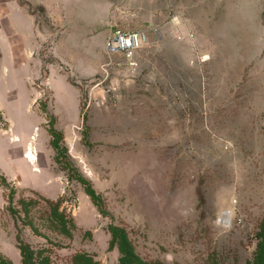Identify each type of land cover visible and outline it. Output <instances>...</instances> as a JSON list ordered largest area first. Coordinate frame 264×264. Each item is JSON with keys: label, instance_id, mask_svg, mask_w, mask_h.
<instances>
[{"label": "rangeland", "instance_id": "obj_1", "mask_svg": "<svg viewBox=\"0 0 264 264\" xmlns=\"http://www.w3.org/2000/svg\"><path fill=\"white\" fill-rule=\"evenodd\" d=\"M117 28L149 42L109 54ZM263 219L264 0H0L6 264H119L112 225L147 263L248 264Z\"/></svg>", "mask_w": 264, "mask_h": 264}, {"label": "trees", "instance_id": "obj_2", "mask_svg": "<svg viewBox=\"0 0 264 264\" xmlns=\"http://www.w3.org/2000/svg\"><path fill=\"white\" fill-rule=\"evenodd\" d=\"M54 133H57L54 131ZM53 143L58 145L55 141ZM59 148V146H56ZM87 193L90 194L94 199H98V195L96 194L94 188L88 185ZM55 215L58 213L55 211ZM57 217L60 221H63L64 218L62 215H58ZM111 233H112V243L116 244L121 252L120 263L119 264H153L145 262L135 251L134 246L128 236L127 231L119 226L112 225L111 226ZM261 240L259 241L257 250L255 252L254 259L248 264H264V219L262 222V230L260 232ZM20 248L23 254V262L24 264H37L35 260L34 251L27 243L21 241ZM76 262L77 264H98L92 258L84 255V254H77L76 255ZM0 264H6L4 259L0 258ZM161 264V263H160Z\"/></svg>", "mask_w": 264, "mask_h": 264}, {"label": "built area", "instance_id": "obj_3", "mask_svg": "<svg viewBox=\"0 0 264 264\" xmlns=\"http://www.w3.org/2000/svg\"><path fill=\"white\" fill-rule=\"evenodd\" d=\"M149 42V33L145 29H121L111 32L105 42L109 54H120L132 58L134 54Z\"/></svg>", "mask_w": 264, "mask_h": 264}, {"label": "crops", "instance_id": "obj_4", "mask_svg": "<svg viewBox=\"0 0 264 264\" xmlns=\"http://www.w3.org/2000/svg\"><path fill=\"white\" fill-rule=\"evenodd\" d=\"M61 11H63L62 8H61ZM20 12L22 13V14H20L21 18H23V19L26 18L27 20L31 21L32 23H35L36 19L34 18V16L32 14H27L26 12H24V10H21Z\"/></svg>", "mask_w": 264, "mask_h": 264}, {"label": "bare ground", "instance_id": "obj_5", "mask_svg": "<svg viewBox=\"0 0 264 264\" xmlns=\"http://www.w3.org/2000/svg\"><path fill=\"white\" fill-rule=\"evenodd\" d=\"M27 156L30 157L29 159L31 162L36 159V155H35L34 151H32V150H28Z\"/></svg>", "mask_w": 264, "mask_h": 264}]
</instances>
